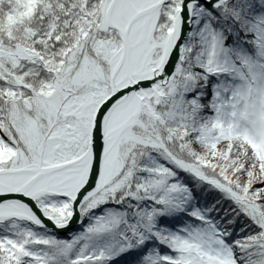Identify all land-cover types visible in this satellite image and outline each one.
I'll return each mask as SVG.
<instances>
[{"label": "snow or ice", "instance_id": "obj_1", "mask_svg": "<svg viewBox=\"0 0 264 264\" xmlns=\"http://www.w3.org/2000/svg\"><path fill=\"white\" fill-rule=\"evenodd\" d=\"M0 264H264V0H0Z\"/></svg>", "mask_w": 264, "mask_h": 264}]
</instances>
